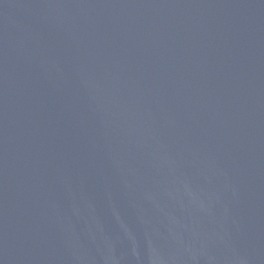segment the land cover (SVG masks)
I'll list each match as a JSON object with an SVG mask.
<instances>
[{"label":"water","instance_id":"obj_1","mask_svg":"<svg viewBox=\"0 0 264 264\" xmlns=\"http://www.w3.org/2000/svg\"><path fill=\"white\" fill-rule=\"evenodd\" d=\"M0 264H264V0H0Z\"/></svg>","mask_w":264,"mask_h":264}]
</instances>
